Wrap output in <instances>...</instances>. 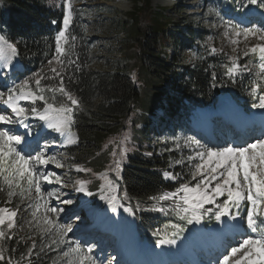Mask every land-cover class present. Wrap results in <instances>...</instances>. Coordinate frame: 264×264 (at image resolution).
Masks as SVG:
<instances>
[{
  "label": "trees",
  "instance_id": "16d2710c",
  "mask_svg": "<svg viewBox=\"0 0 264 264\" xmlns=\"http://www.w3.org/2000/svg\"><path fill=\"white\" fill-rule=\"evenodd\" d=\"M206 1L209 6L232 16L240 15L249 6L257 7L249 5L248 0ZM148 4L149 0H144L141 8L144 13L149 10ZM62 5L63 0H0V33L17 44V57L23 70L20 76L30 77L33 72L47 69L48 60L55 50L54 36L62 27ZM73 9L74 19L69 30L77 40L72 59L79 57L81 70L76 72L74 66L69 69L76 78L70 89L81 99L82 106L75 112L72 126L77 143L68 149V156L71 162L91 170L77 171L73 179L90 180V187L94 189L100 182L99 178L92 177L94 174L108 168L109 177L116 178L117 174L110 169L114 167L113 161L121 157L116 156L119 150L114 155L111 143L127 135L134 142L137 132H142L139 139L149 143L148 149L152 154L127 155L121 161L120 178L116 179L123 205L133 210L139 237L155 242L150 236L164 223L180 224L183 229L188 223L172 210L174 202L154 201L150 197L174 191L179 186L177 181L164 179L165 170L178 173L181 177L179 182L188 180L189 174L184 163H171L177 160L174 154H158L157 148L151 146L147 128L149 124L153 125V121L146 114L161 108L165 101L168 106L164 111L172 115L176 109L179 115H184L196 107H212L216 101L215 88L221 94L229 93L234 99L242 97L247 102L253 84L260 81L249 70L230 78L226 74L228 56L220 49L212 32L169 15H162L165 22H147L129 13L130 22L124 26L125 37L120 40L119 64L109 72H92L89 69L91 43L82 28L79 11ZM169 22L173 24L169 26ZM170 38L175 44H168ZM211 47H215L217 52L212 53ZM180 48L193 55L190 65L183 64L178 55ZM238 54L240 63L249 68L250 55L241 56L240 51ZM138 109L144 114L138 115ZM140 118L147 122L143 129H137L142 121ZM6 200L8 197L0 193V206H15V202L5 204ZM160 208L164 211H159ZM15 233L16 238L3 244L6 249H16L15 253L6 251L5 256L14 255L19 260L20 254L26 252L25 241L18 243L22 236L17 227ZM34 239L38 240L35 250L38 251L41 247L39 238ZM56 254L57 251L50 246L31 259L33 264H55ZM0 264H6V261H0Z\"/></svg>",
  "mask_w": 264,
  "mask_h": 264
},
{
  "label": "snow or ice",
  "instance_id": "6c2138e0",
  "mask_svg": "<svg viewBox=\"0 0 264 264\" xmlns=\"http://www.w3.org/2000/svg\"><path fill=\"white\" fill-rule=\"evenodd\" d=\"M248 4L264 9V0H248ZM62 8L63 26L54 36L55 50L52 58L48 60L47 69L33 72L30 77L18 83L14 82L7 89V93L0 92V103L6 106L4 110H0V124L19 125L27 129L29 127L27 120L29 116H33L60 134L64 138L63 146H67L77 143L72 126L75 123V112L82 106L81 99L70 89V84L76 78L69 69L74 66L75 71L79 72L81 65L78 63V56L72 59L75 55L77 37L69 30L74 19L71 0H63ZM224 27V35L231 39L233 45L239 44L240 37L245 41L250 37L258 41L247 46L242 55L258 58L260 70L258 79L264 80V27L253 25L241 28L231 22H225ZM210 51L216 53L217 49L211 47ZM233 51L239 52V49L234 48ZM18 54L17 44L0 35V71L9 69ZM228 60L226 74L230 78L249 70L246 65L240 63L239 54L228 57ZM258 89L259 102L253 103L252 107L264 109V89H261L260 84L254 83L252 87L254 96ZM49 93L50 96L47 95ZM21 101H29L32 106L26 108ZM37 101H42L43 107H36ZM7 109L11 110L10 115L4 114ZM23 143L24 137L14 134L8 128L0 127V193L6 192L9 198L5 204L11 203L14 197H19L22 203L33 201L26 204L27 208L31 209V218L27 221V226L31 235L39 238L41 247L35 251L38 247L37 239H31V236L20 237L18 243L21 240L25 241L26 252L20 254L19 260L14 255L6 257V251L16 252V249H6L3 242L16 238L15 229L20 205L15 209L0 206V261H6V264L24 262L33 264L31 257L39 256L45 248H50L49 244L43 243L44 240L55 236L50 240V244L57 246L69 244L68 250L63 253L65 258H71L69 264H97L91 255V246L85 249L78 241L66 242L65 237L72 230V225L59 224L53 218V215H58L62 209L41 203L46 196L60 199L58 190L45 193L42 184L44 182L62 184V181L55 172L42 171L39 166L55 164L56 167H63V164L55 155H46L43 148L35 155L25 154L19 147ZM186 143L195 146L193 155L187 157L188 163L192 165L190 178L179 182L181 177L178 173L165 170L164 179L177 181L179 186L174 191H165L150 199L174 202L172 210L181 220H187L188 224L200 223L204 218H214L219 222L225 217L237 222L231 227L240 232L241 239L235 240L233 246L224 249L217 258V264H264V138L255 139L244 146L228 144L216 148L206 147L196 139H190ZM179 146L177 144V147ZM183 163V159L175 161L177 165ZM113 164L114 167L110 171H114L117 174L116 178L119 179L121 161L116 159ZM74 167L77 171H91L79 165ZM102 179L106 181V185H101L102 189L107 187L109 193L116 191L118 185L115 180L108 177L107 172L102 175ZM87 183L88 181L84 180L77 181V191H85ZM105 198L104 195L101 196V199ZM220 198H223L222 202ZM116 201L118 197L110 195L109 203ZM62 203L71 204L72 201L63 200ZM205 205H214V208ZM41 208L44 210L43 214ZM158 210L164 211V208ZM124 211L132 213L133 210L131 207H124ZM245 212L246 215H243ZM172 227L176 229L172 233L173 238L167 236L160 238L157 240L158 245L175 243L174 237L182 232L183 228L180 224H174ZM29 239L30 244L27 243Z\"/></svg>",
  "mask_w": 264,
  "mask_h": 264
},
{
  "label": "rangeland",
  "instance_id": "374dc122",
  "mask_svg": "<svg viewBox=\"0 0 264 264\" xmlns=\"http://www.w3.org/2000/svg\"><path fill=\"white\" fill-rule=\"evenodd\" d=\"M116 1L117 0H101L99 3L97 2L93 5H86L83 4L84 0H71L72 5L75 6V8L79 11L82 26L86 30V37L91 43V64L89 69L92 72H109L119 64V48L121 46L120 40L125 37L123 28L128 22H130L129 16H127L129 13L139 16L140 19H146L147 22L154 20L165 22L166 20L162 18V15H169L179 19L182 18L183 20L191 23L193 27H204L205 29L212 32L218 41L220 49L224 51L228 57L236 55L237 52L233 51L234 48H238L241 52V56H243L242 52L247 50V46L258 42L255 38L250 37L247 41H245L243 37H240L239 44L233 45L231 43V39L226 38L224 35V23L231 22L232 24L238 25L237 22L232 18H227L218 10L211 8L206 0H197L195 7L191 6V2L193 0H171L169 3L160 4L155 3V0H149V10L146 13L141 10L144 0H121L128 4V8L126 10L118 9L115 4ZM159 15L161 18H159ZM172 24L173 22H169V26ZM175 24L177 23L175 22ZM253 25L256 27H264V24H260L258 22L257 24L250 23L239 26L244 28L252 27ZM173 43V40L170 38L168 44L171 45ZM178 55L185 65H190L193 61V55L186 51V49L184 50L183 48H180ZM258 64L259 62L250 65V69L257 75H259L260 72ZM3 71L4 72L2 76L7 75L8 79L4 82V84H0V92L7 93V89L11 87L14 82L18 83L23 79L18 76V72L6 74L5 72H9V70L6 69ZM134 77L136 78V76ZM262 89H264V85ZM168 91L171 90L168 88ZM259 94L260 92L256 93L255 96L251 94L250 102L248 103V105H250V107H248L249 114H252L253 111L257 109L252 107V102H259L257 98ZM20 103L26 108H30L32 106L31 102L29 101H21ZM217 104L219 103L217 102ZM236 105H231L228 103L230 109L238 110V114H230V116L232 115L231 117L227 112L229 110L227 107V111H221V109L215 107L213 111H210L211 114L209 110L202 111V109H198L188 116L185 114L180 116L178 109H176V113L174 115L168 112L166 113L165 108H167L168 105L165 101L161 108H157L155 110V115L152 122L154 124V129H149V139L153 145H155V148H157L156 150L158 154L170 153L174 154L177 160L183 159L186 172L189 174V179L192 165L188 163L187 157L189 155H193L195 146L187 144L186 141L190 139H196L206 147L216 148L225 147L228 144H233L234 146H244L245 143H251L258 138H264V135H262L264 134V124L261 123L260 118L257 119L258 121L255 124H250V128H247L246 130H242V128L240 129L242 126L240 124L239 126H235L236 124L234 123L236 121L243 120L241 115L244 116L242 113L243 110L240 109V106ZM3 106L4 110L6 106ZM162 109L165 111H161ZM153 112L154 111L151 113ZM261 112L264 111L261 110ZM4 114L10 115L11 112L9 109H7ZM215 114L219 115L213 116L211 118V116ZM223 115L229 117H224ZM237 117H239V120L236 119ZM252 117L254 118V116ZM140 119H142L141 123L146 125V119ZM229 119L231 123L228 124H231V127L227 124ZM27 124L29 125L28 128H30V130L39 129L40 132V129L43 128L41 129L40 133L37 132V135L40 134L38 137L36 136L39 139V142H36L37 139L35 140V144L31 141L26 142V134L20 132L22 127L19 125H1L0 127L8 128L9 130L13 131L14 134L24 137V143L19 147L23 149L25 154L35 155L36 152H39L43 148L46 155H55L57 159H59L63 164V167H56L55 164L39 166L42 171L46 170L55 172L58 176H60L62 181V184H50L47 182L42 184V190L45 193L58 190L57 194L60 196V199L57 200L55 196H46L44 201L41 203H47V205L50 207L62 209L58 215L49 214L53 215V218L58 221L59 224L73 225L78 223L81 225V229L75 232H68L65 240L66 242L78 241L85 247V249L91 246V255L96 259L97 264H217V258L221 253L224 252V249L226 247L233 246V242L235 240L241 239L240 232L237 229H235L233 232L231 231V225L235 224V221L222 220L218 222L212 218L209 222L211 223L210 225H207L208 221H201L200 223L193 222L189 224L188 230L190 232L187 236L184 234L178 237L175 236L174 244L164 245L166 248L164 251L167 252L168 260L171 257L173 259L172 261H167L164 259V257H161L162 245L151 246L150 244L141 242L139 239H137V243L140 244V246H136L133 249L132 244L128 239V235L122 225V220L118 214H110L105 219L100 220L101 222H99V220H95L94 222L88 219V214H84L83 210L85 209L87 211H93L95 212V216L97 214L100 217V215L104 214L105 212V205L108 202V197H110V195H116L118 193V187L116 189V193H109L107 187L104 189L101 188V185H106V181L103 179L98 189L93 191L92 188H89L91 186L90 180H86L88 183L85 185V191H77L78 184L77 181L73 179V174L77 170L74 167L75 164L70 161L67 150L68 148L74 147L75 144H69L63 147L55 146L62 140V137L61 140L54 141V139L58 138V133L49 129L48 131L51 133V136H49L48 131L45 130V122L40 121L36 117L29 116ZM252 126L253 128H251ZM140 127L141 125L138 126V129H140ZM151 127L152 126L149 128ZM222 127L223 129H227L229 132H223L224 130ZM235 128L242 130V132L239 133V138L237 136H233L234 133L236 135L238 133L235 131L230 132V130ZM195 130H198L200 133H197ZM155 131L157 134H155ZM152 134L155 136L152 137ZM136 135L134 142L131 141L132 138L127 135L124 138L118 139L117 142L111 143L114 153L119 150L116 155L118 158H125L127 155L135 153H139L142 156H150L152 154V152L148 149L149 143L139 139L142 136V132L138 131ZM206 136H210V138H213L214 140H208ZM177 144L180 146L177 147ZM45 145L48 146L45 147ZM171 163H175V161H171ZM107 171L108 168L102 174L106 173ZM96 176L98 175L94 174L92 177L95 178ZM88 193H91V195ZM3 194L6 195V192ZM84 194L85 196L81 197ZM102 195H104L106 198L101 199ZM78 196H80L82 199H78ZM220 199L222 202L223 198ZM63 200H71L72 203L64 204L62 203ZM11 202H15L13 209H15L17 205H20L16 226L18 228V233L22 237L26 238L31 236V239H34L36 236L31 235L27 226V221L31 218V209L27 208L26 206V204H31L33 201L29 200L26 203H22L19 197H14L12 198ZM209 206L211 207L213 205ZM111 209H113V207ZM43 211V208H41V214H43ZM117 213H119L118 210ZM243 215H246V212L243 213ZM175 230L176 229H174L172 226L166 224L158 234L163 238H165V236H167V238H173L172 233L175 232ZM98 231H100V233ZM110 231L114 232V236L118 235V238L120 236L122 241L115 239L113 242H111V240L108 239ZM187 231L185 232L187 233ZM196 231H199L198 234ZM100 234H104L107 239L105 240V236ZM184 236L185 238H194L197 236L196 240L185 239V254L189 257L183 255L182 250L177 246L173 247L175 244L182 242L181 240L184 239ZM54 238L55 236L45 239L43 243L49 244L54 248V250L57 251L55 264H69V260L71 258H65L63 256V253L68 250L69 244L65 243L59 246L50 244V240ZM103 239L104 242L101 244V240ZM27 241L31 242L30 239ZM168 248H172L169 254ZM114 249H120V251L115 252ZM152 251H157L159 257L153 256ZM191 254H193L195 257L191 258ZM183 257H186V260L193 262H180V259Z\"/></svg>",
  "mask_w": 264,
  "mask_h": 264
},
{
  "label": "bare ground",
  "instance_id": "6f19581e",
  "mask_svg": "<svg viewBox=\"0 0 264 264\" xmlns=\"http://www.w3.org/2000/svg\"><path fill=\"white\" fill-rule=\"evenodd\" d=\"M100 1L101 0H84L83 4L93 5V4H96L97 2L99 3ZM170 1L171 0H155L154 2L157 3V4H160V3H169ZM115 4L118 7V9H120V10H126L128 8V4L126 2H124V1H121V0H117L115 2ZM196 4H197V0H193L191 2V6H193V7H195ZM13 63H14V61H13ZM11 64H12V62H11ZM227 102L232 105L231 99H229L227 96L220 97L218 99V103L219 104H217L216 107L218 109H221V111H227L226 110V107H227V109H229L227 111L229 113V116H230V114H235V115L238 114V110L237 109H235V110L230 109ZM0 104H1L0 105V110H3L4 106H3L2 103H0ZM261 110L264 111V109H261ZM202 111H205V109H202ZM10 112H11V110H10ZM210 114H211V112H210ZM239 115H241V114H239ZM244 116L241 115V118L243 117L242 118L243 120L242 121H236L234 123V124H236L235 126H239V124L240 125H244L246 123V120L244 119L245 118ZM236 119L239 120V117H237ZM248 120H249V123H252L254 121L256 122L257 119L255 118V116H254V118L252 116H250V117H248ZM1 125H3V124H0V126ZM45 130L46 131L49 130V128L46 125H45ZM48 135L51 136V133L49 131H48ZM58 135H60V134H58ZM211 139H213V138H211ZM63 145H64V138L62 137V140L60 142H58L57 145H55V146H57V147H63ZM34 148H36V147H34ZM81 197L78 196V199H81ZM109 198L110 197H108V200H107L108 202L105 205V207H106L105 212H104V214H101L100 217L97 214L95 216V212H93V211H87L85 209H84V214L87 213L88 214V219L91 220V221H94V222H95V220H97V221L99 220V222H101L100 220L105 219L110 214H113V215L114 214H118L120 216L121 220H122V225L124 227L125 232L128 235V239H129L130 243L132 244V248L134 249L136 246L139 247L140 244L137 243L138 242V240H137L138 239V236L136 234L135 224H134V219H133L132 213L125 212L124 211V207L121 206V204L119 203V201H116V202H113V203H109ZM112 207H113V209H115V211L113 209H111ZM117 210H118L119 213H117ZM96 218H99V219H96ZM79 229H81V225H79L78 223H75V224L72 225V230L70 232H75V231H77ZM189 232L190 231L188 230L185 236H187L189 234ZM117 237H118V235H117ZM118 240H121L120 236H119ZM114 251L115 252L116 251H120V249L119 250L118 249L117 250L114 249ZM152 254L155 257H159L158 254H157V251H152Z\"/></svg>",
  "mask_w": 264,
  "mask_h": 264
},
{
  "label": "water",
  "instance_id": "95a60500",
  "mask_svg": "<svg viewBox=\"0 0 264 264\" xmlns=\"http://www.w3.org/2000/svg\"><path fill=\"white\" fill-rule=\"evenodd\" d=\"M214 92L217 94L218 93L217 89H215Z\"/></svg>",
  "mask_w": 264,
  "mask_h": 264
}]
</instances>
